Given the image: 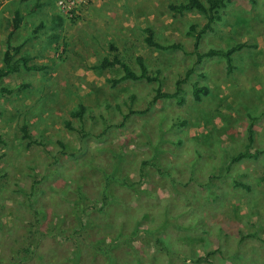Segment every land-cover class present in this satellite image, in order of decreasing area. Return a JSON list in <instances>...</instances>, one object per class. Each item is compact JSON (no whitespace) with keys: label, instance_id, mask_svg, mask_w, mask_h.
Instances as JSON below:
<instances>
[{"label":"rangeland","instance_id":"obj_1","mask_svg":"<svg viewBox=\"0 0 264 264\" xmlns=\"http://www.w3.org/2000/svg\"><path fill=\"white\" fill-rule=\"evenodd\" d=\"M35 1L42 14L24 10L18 29L9 11L0 14L12 44L47 65L0 79L12 91L0 89V264H72L76 237L106 243L118 232L126 237L115 252L120 263L135 264L132 243L142 264H264V0H232L200 40V52L246 44L230 74L221 56L195 63L189 25L198 30L206 19L172 16L168 4L182 0ZM146 27L183 50L147 46ZM111 44L134 70L143 56L158 81L112 86L119 66L91 68ZM188 69L182 104L161 99L130 113L147 108L158 84L173 92ZM193 82L210 87L201 101L191 96ZM80 104L83 121L70 115ZM24 127L43 144L28 145ZM244 150L250 154L228 167ZM77 212L83 227L72 228ZM39 236L36 254L10 246ZM84 245L77 264H104Z\"/></svg>","mask_w":264,"mask_h":264},{"label":"trees","instance_id":"obj_2","mask_svg":"<svg viewBox=\"0 0 264 264\" xmlns=\"http://www.w3.org/2000/svg\"><path fill=\"white\" fill-rule=\"evenodd\" d=\"M232 0H182L178 3H169L168 9L172 16L176 15H183L185 12L188 11H195L201 13L205 17V23L201 26L200 29L197 30L196 24H190L188 34L194 37V49H195V55H196V64L201 63L202 60L209 57L214 56H221L225 60V71L227 74H230L233 71L234 68V53L242 49L246 46L245 43H236L235 45L227 48L222 47H210L206 49L205 51H198L200 40L202 36L207 32L214 31L215 24L217 22L223 21V9L227 6L229 2ZM22 20V15L19 12H16L13 19V28H17ZM37 29V28H36ZM146 35L144 36V42L147 44V46L155 48L157 50L161 51H175V50H183V46L180 42H171V43H162L158 40H156L153 30L150 27H146L144 29ZM21 44H12L10 40V36L6 38V48L2 54L1 59V65H0V79L4 77H8L16 72H18L21 68H24L27 71H45L47 69L46 64L33 62L34 58L29 56L28 54H22L21 53ZM110 50L112 51L111 55H107L102 57V59L99 61L98 64H93L91 66L92 69H107L112 68L114 66H119L121 69V74L118 77H110L108 78V82L112 86H115L117 83H120L125 80H145L147 82H156L158 81V78L156 75H153L151 71L149 70L147 63L145 62L143 56L137 55L135 60L138 64L139 70H134L130 64H128L126 61H124L118 52L116 51L117 48L115 45H110ZM192 69H188V71L185 74V77L183 79H178L175 83L176 88L173 92L164 91L162 90L161 86L158 84L155 87L154 94L151 98V100L148 102V106L146 109H139V110H131L130 113H145L148 110L151 109L153 104H155L158 100L161 99H176V101L179 104H182L184 102V97L181 95V92L183 91L182 83H185L189 81V75L191 74ZM191 96L193 100L195 101H201L203 96H206L210 92V87L207 85L199 84V82H193L191 83ZM1 93H8L12 92L7 87H1ZM86 111V107L83 104H80L79 107L76 110L71 111L70 115L71 117L77 118L79 121L84 120V113ZM184 121L181 123L183 124ZM65 126L68 129L76 130L73 122L71 120H66L64 122ZM22 138L27 139V144H40L42 145L41 141H38L36 138L32 136V134L29 132L27 128L24 127ZM250 143L251 141L248 140ZM248 146V145H247ZM263 151H261L262 153ZM250 153L248 150L240 151L236 155L232 156L230 161L228 162V167L230 165L242 160L246 156H248ZM234 185L239 186L243 189L249 190L250 186L241 181V180H234ZM30 203V202H29ZM85 211V208L81 209ZM28 211H31L32 218L39 222V215L36 209L32 207V205H29ZM82 215H80V212L76 213V221L73 222L72 228L79 225V227H83L82 223ZM65 222V220H64ZM148 231V229H144ZM39 239L36 243H28L25 245V243H18L17 241L10 244V246L15 247L14 250L24 251V252H32L37 253L38 248L41 243L42 236H39ZM71 239V237H68ZM124 235L122 232H118L115 236H110V239L108 242L103 243L102 240H96V241H84L81 238L76 237L77 240L74 241L76 247L71 253L70 256H72V259L75 261L72 262V264H77L78 259L81 257L83 248L79 247L80 244H85V249H87L89 252L94 251L97 254H101L105 257L104 264H125L120 263L118 261V257L116 256V250L119 248L118 245L120 242L125 241ZM27 240L29 241V237H27ZM134 240V237L132 238ZM128 241H131L130 238H128ZM161 242V239L159 237H154V247L157 250L159 248V243ZM34 243V246L32 244ZM92 244V245H91ZM131 245L130 248H132V261H134L135 264H142L144 261H142V258L140 256L139 248L137 245ZM1 245V242H0ZM3 245V244H2ZM31 246V247H29ZM19 248V249H18ZM219 250V249H218ZM212 253V252H211ZM210 252L206 253V256L211 254ZM188 256L183 255V259H186ZM217 264V262H215Z\"/></svg>","mask_w":264,"mask_h":264},{"label":"crops","instance_id":"obj_3","mask_svg":"<svg viewBox=\"0 0 264 264\" xmlns=\"http://www.w3.org/2000/svg\"><path fill=\"white\" fill-rule=\"evenodd\" d=\"M27 4H29V7H27ZM26 9H29V11H32L37 16L42 14V12L44 10L43 4H41L40 1H37V3H36L35 0H31L26 4L20 0H5L4 3L0 4V14H2L4 11L7 13L9 11L10 14L13 16L15 15L16 12H19L23 16L26 12L24 10H26ZM29 11L27 10L28 13H29ZM23 20H24V23L27 21L26 19H23V17H22V21ZM34 21L37 24V26H40L42 24L41 20L35 19ZM9 34L10 33H9L8 29L5 28V25L0 24V65H1L2 54L6 48V47H4V45L6 44V38ZM2 37H3V39H2ZM42 64H45V63H42Z\"/></svg>","mask_w":264,"mask_h":264}]
</instances>
